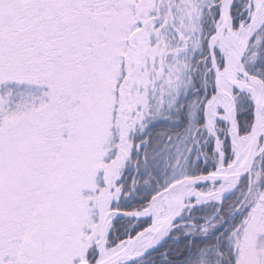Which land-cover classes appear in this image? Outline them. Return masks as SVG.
Returning a JSON list of instances; mask_svg holds the SVG:
<instances>
[{
    "label": "snow or ice",
    "instance_id": "obj_1",
    "mask_svg": "<svg viewBox=\"0 0 264 264\" xmlns=\"http://www.w3.org/2000/svg\"><path fill=\"white\" fill-rule=\"evenodd\" d=\"M0 264H264V0H0Z\"/></svg>",
    "mask_w": 264,
    "mask_h": 264
}]
</instances>
